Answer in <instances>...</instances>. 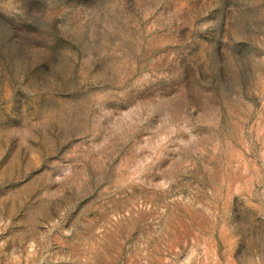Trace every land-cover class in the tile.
<instances>
[{"label":"rangeland","instance_id":"374dc122","mask_svg":"<svg viewBox=\"0 0 264 264\" xmlns=\"http://www.w3.org/2000/svg\"><path fill=\"white\" fill-rule=\"evenodd\" d=\"M0 264H264V0H0Z\"/></svg>","mask_w":264,"mask_h":264}]
</instances>
